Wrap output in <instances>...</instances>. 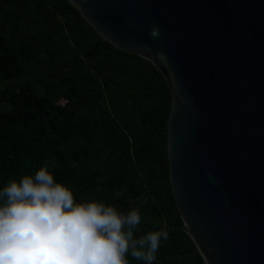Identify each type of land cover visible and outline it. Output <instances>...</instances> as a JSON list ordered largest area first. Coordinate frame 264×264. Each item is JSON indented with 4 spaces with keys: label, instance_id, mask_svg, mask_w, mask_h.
<instances>
[{
    "label": "trees",
    "instance_id": "obj_1",
    "mask_svg": "<svg viewBox=\"0 0 264 264\" xmlns=\"http://www.w3.org/2000/svg\"><path fill=\"white\" fill-rule=\"evenodd\" d=\"M170 103L161 72L69 0H0V188L48 160L78 201L137 209V238L166 227L154 264H205L171 192Z\"/></svg>",
    "mask_w": 264,
    "mask_h": 264
},
{
    "label": "water",
    "instance_id": "obj_2",
    "mask_svg": "<svg viewBox=\"0 0 264 264\" xmlns=\"http://www.w3.org/2000/svg\"><path fill=\"white\" fill-rule=\"evenodd\" d=\"M171 93V192L205 264H264V0H69Z\"/></svg>",
    "mask_w": 264,
    "mask_h": 264
},
{
    "label": "clouds",
    "instance_id": "obj_3",
    "mask_svg": "<svg viewBox=\"0 0 264 264\" xmlns=\"http://www.w3.org/2000/svg\"><path fill=\"white\" fill-rule=\"evenodd\" d=\"M48 160L34 174L0 188V264H154L166 227L138 238L140 212L96 198L78 201L52 174Z\"/></svg>",
    "mask_w": 264,
    "mask_h": 264
}]
</instances>
